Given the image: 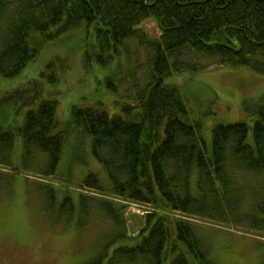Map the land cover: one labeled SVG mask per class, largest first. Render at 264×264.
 Returning a JSON list of instances; mask_svg holds the SVG:
<instances>
[{"label": "trees", "instance_id": "trees-1", "mask_svg": "<svg viewBox=\"0 0 264 264\" xmlns=\"http://www.w3.org/2000/svg\"><path fill=\"white\" fill-rule=\"evenodd\" d=\"M148 18L158 23L160 36L140 27ZM80 29L94 37L104 64L130 39L146 50L148 62L145 87L129 90L120 113L72 107L71 123L91 135L93 154L110 179L109 187L94 172L83 180L100 191L94 197L81 190L84 213L99 212L110 223L86 264H218L213 243L193 219L225 225L217 215L238 210L246 198L229 184L239 174L264 179V104L247 108L252 127L246 121L215 124L209 155L203 123L182 87L166 78L210 65H247L264 73V0H0V73L17 75L48 43ZM57 110L56 99L44 100L19 128L25 159L34 149L47 154L39 169L46 176L56 172L63 150ZM14 139L0 124L2 154L10 156ZM47 194L53 201V190ZM65 196L63 215L74 208ZM125 202L150 206L134 237ZM238 217L264 231V200L251 201L250 211Z\"/></svg>", "mask_w": 264, "mask_h": 264}, {"label": "rangeland", "instance_id": "rangeland-1", "mask_svg": "<svg viewBox=\"0 0 264 264\" xmlns=\"http://www.w3.org/2000/svg\"><path fill=\"white\" fill-rule=\"evenodd\" d=\"M140 27L152 37L161 34L153 18L143 21ZM126 44L120 54L104 64L94 37L86 38L85 30L80 29L48 43L17 75L0 73V124L15 133L10 156L0 151V264H86L102 245V233L110 229V223L99 212L85 214L78 200L89 172L97 173L107 187L110 179L93 154L91 135L71 123L72 107L95 106L115 115L130 101L131 91L136 94L145 87L146 50L136 39ZM166 82L179 84L188 97L190 107L203 123L209 155L215 124L246 121L252 127L254 119L247 108L264 104V73L247 65L188 69L167 77ZM48 99L58 101L59 130L65 135L57 170L50 176L39 173L47 154L34 149L25 159L24 138L19 133L27 112ZM248 140L254 141L252 128ZM196 176L195 171L192 180ZM263 182L239 174L229 184V188L246 194L238 210L223 217L217 215L230 228L193 219L199 232L213 243L211 252L218 264H264V240L259 229L238 217L250 211L251 201L264 200ZM50 189L55 194L53 201L47 194ZM86 189L82 190L84 194L99 196L94 192L100 191ZM66 193L74 208L63 215ZM147 210L146 206L128 204L127 228L132 237ZM241 229L254 234L244 236ZM213 239H221L227 246L220 247Z\"/></svg>", "mask_w": 264, "mask_h": 264}]
</instances>
